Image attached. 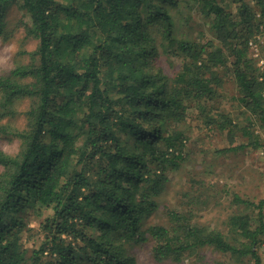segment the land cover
<instances>
[{
	"label": "trees",
	"instance_id": "trees-1",
	"mask_svg": "<svg viewBox=\"0 0 264 264\" xmlns=\"http://www.w3.org/2000/svg\"><path fill=\"white\" fill-rule=\"evenodd\" d=\"M171 1L0 0V39L15 5L29 19L27 38L38 42L27 63L0 76V137L20 145L15 155L0 150V264H138L132 249L149 237L159 264L205 247L263 264L264 200L235 197L257 211L259 224L230 217L233 242L174 213L171 228H143L167 171L182 161V135L169 124L183 121L188 102L202 111L216 103L222 71L233 75L248 114L239 129L247 144L222 152L264 149L251 129L264 127V70L249 45L264 31V0H252L260 20L249 0H193L219 44L178 38ZM170 55L181 59L172 78L157 66ZM29 212L43 218L30 249L22 243Z\"/></svg>",
	"mask_w": 264,
	"mask_h": 264
},
{
	"label": "rangeland",
	"instance_id": "rangeland-1",
	"mask_svg": "<svg viewBox=\"0 0 264 264\" xmlns=\"http://www.w3.org/2000/svg\"><path fill=\"white\" fill-rule=\"evenodd\" d=\"M255 7V1L249 0ZM175 23L176 36L192 39L208 38L219 44L213 36H208L206 20L193 0H173L167 4ZM258 19L261 16L255 7ZM236 13L235 6L229 9ZM264 23V22H263ZM29 19L24 12L15 5L6 13L7 35L0 39V76L6 75L16 63H27L29 53L36 50L38 42L27 38L26 25ZM259 50V57L251 56L257 65L264 70V31L252 39ZM169 77H175L181 66V59L170 55L157 61ZM222 71L223 86L218 88L219 100L206 110L194 102L187 106L185 118L179 124H169L172 131L182 135L184 142L183 157L178 167H170L167 171L168 182L165 191L158 198V205L154 213L146 220L144 230L150 227L175 226L170 221L169 214H178L187 223L196 226H206L233 237L229 231V220L233 215L244 214L251 218L253 228L259 224L257 211L244 204L235 202V197L258 204L264 200V149L253 147L241 148L235 152H222L231 147L247 144L246 137L239 130L248 125V114L237 101V86L233 75ZM28 109L27 104L21 107V112ZM208 114H205V113ZM223 114V115H222ZM218 120L214 124L207 123V117ZM225 116V117H223ZM24 116L21 114L16 125L24 128ZM229 119L238 127L223 129L221 124ZM6 122V121H4ZM264 144V127L259 122L252 128ZM233 130L232 135H229ZM20 145L17 141H8L0 137V150L9 155L18 153ZM50 212H45L47 216ZM27 224L30 231L23 237L24 248H32L40 238V223L33 213H28ZM262 243L258 246L264 264V234ZM153 240L138 243L133 247V254L138 264H159L153 259ZM163 264H251L249 258L238 259L224 255L212 247L197 249L185 254L180 262H166Z\"/></svg>",
	"mask_w": 264,
	"mask_h": 264
},
{
	"label": "built area",
	"instance_id": "built-area-1",
	"mask_svg": "<svg viewBox=\"0 0 264 264\" xmlns=\"http://www.w3.org/2000/svg\"><path fill=\"white\" fill-rule=\"evenodd\" d=\"M249 45H250L251 50L254 53V58L255 57L258 58L259 57V50L257 48V45H255L253 41H251Z\"/></svg>",
	"mask_w": 264,
	"mask_h": 264
}]
</instances>
